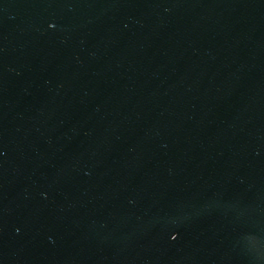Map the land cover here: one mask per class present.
Here are the masks:
<instances>
[{
    "label": "water",
    "instance_id": "95a60500",
    "mask_svg": "<svg viewBox=\"0 0 264 264\" xmlns=\"http://www.w3.org/2000/svg\"><path fill=\"white\" fill-rule=\"evenodd\" d=\"M0 264H264V0H0Z\"/></svg>",
    "mask_w": 264,
    "mask_h": 264
}]
</instances>
